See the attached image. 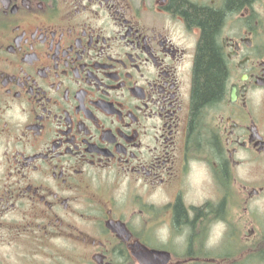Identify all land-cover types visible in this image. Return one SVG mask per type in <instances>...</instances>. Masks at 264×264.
<instances>
[{
  "label": "flooded vegetation",
  "instance_id": "1",
  "mask_svg": "<svg viewBox=\"0 0 264 264\" xmlns=\"http://www.w3.org/2000/svg\"><path fill=\"white\" fill-rule=\"evenodd\" d=\"M262 196L264 0H0V264H240Z\"/></svg>",
  "mask_w": 264,
  "mask_h": 264
},
{
  "label": "trees",
  "instance_id": "2",
  "mask_svg": "<svg viewBox=\"0 0 264 264\" xmlns=\"http://www.w3.org/2000/svg\"><path fill=\"white\" fill-rule=\"evenodd\" d=\"M219 12H192L191 20L198 23L204 33L196 65L195 114L208 104L218 101L224 93L226 67L215 44V36L222 24Z\"/></svg>",
  "mask_w": 264,
  "mask_h": 264
},
{
  "label": "rangeland",
  "instance_id": "3",
  "mask_svg": "<svg viewBox=\"0 0 264 264\" xmlns=\"http://www.w3.org/2000/svg\"><path fill=\"white\" fill-rule=\"evenodd\" d=\"M253 210L256 211V215L258 214L261 218H262V221H264V196H262L261 198L258 199V201H256V203L254 204L253 206ZM257 215V216H258ZM258 216V217H259ZM259 217V218H260ZM263 223V222H262ZM264 231V224L263 226H261V228L259 229L258 228V232H262ZM263 233V232H262ZM264 234V233H263ZM260 244L263 245L264 247V237H262V239H259L258 241ZM263 254L262 253H255V254H243V255H240L239 256V259H240V264H247V262L251 259V258H254V259H251L250 260V263L249 264H253L255 262H257L258 260V264H264V258H262ZM257 258V259H256ZM260 258L262 260H260Z\"/></svg>",
  "mask_w": 264,
  "mask_h": 264
}]
</instances>
